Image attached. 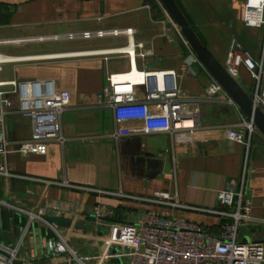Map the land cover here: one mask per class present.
I'll use <instances>...</instances> for the list:
<instances>
[{
    "label": "crops",
    "instance_id": "obj_1",
    "mask_svg": "<svg viewBox=\"0 0 264 264\" xmlns=\"http://www.w3.org/2000/svg\"><path fill=\"white\" fill-rule=\"evenodd\" d=\"M175 1L202 43L224 66L233 38L252 55L260 56L264 30L244 25L245 0ZM126 28L134 29V42L144 43L152 55H136L134 61L128 56L73 55L126 46L125 35L57 38ZM0 53L46 57L2 64L0 81L53 79L59 90L71 94L70 107L61 121L65 141L50 142L45 155L24 156L17 151L18 142L31 138L33 123L15 111V98L6 119L7 137L13 143L8 165L23 177L0 175V231L4 228L0 241L21 245L17 264H53L47 248L52 229L43 221L29 224V216L22 210L53 216L54 207H64L57 217L86 223L84 231L58 227L71 241L75 237L92 239L93 226L104 237L106 224L127 218L132 221L145 211L185 217L218 233L225 219L209 211L225 210L219 191L245 179L252 214L264 220V135L258 131L248 148L215 130L219 125L236 126L247 116L226 100L206 98L214 77L199 60L193 61L196 53L161 0H0ZM133 66L146 72L177 71L182 92L200 99L197 108L202 128L175 140L163 133L115 139L111 135L117 126L114 110L100 104L99 95L108 86L110 75L126 73ZM238 83L245 90L252 84L245 67ZM135 93L143 99L146 91L136 87ZM157 192H169L189 208L172 209L137 199ZM97 206L113 210L114 217L99 225L93 217ZM5 210L17 216L18 232L13 230L12 217L7 229ZM104 248L105 240L99 253Z\"/></svg>",
    "mask_w": 264,
    "mask_h": 264
},
{
    "label": "built area",
    "instance_id": "obj_2",
    "mask_svg": "<svg viewBox=\"0 0 264 264\" xmlns=\"http://www.w3.org/2000/svg\"><path fill=\"white\" fill-rule=\"evenodd\" d=\"M243 22L247 27L264 30V0L244 1ZM120 35L127 36L128 45L73 55L128 56L133 61L136 55L141 58L152 55V51L144 43L134 42L133 28L71 33L57 38L90 39ZM181 36L190 45L182 32ZM39 58L46 57H14L0 53V69L5 63L35 61ZM193 61H198V58ZM243 67L249 72L252 81L246 91L255 107L264 111V39L258 57L246 50L237 38L232 39L225 69L238 81ZM130 75L134 76V80L126 77ZM177 77L178 73L174 70L146 72L135 66L126 73L110 75L108 86L99 95V103L114 110L117 126L111 135L120 140L132 135L163 133L175 140L180 134L202 128L200 110L197 108L200 99L184 94ZM136 87L145 89L143 99L136 96ZM14 98L17 104L15 111L31 119L33 123L31 138L18 142L17 151L24 156L45 155L50 142L65 141L61 121L64 112L70 107L71 94L69 91L59 90L53 79L0 81V175L22 178L23 176L13 173L8 165L13 143L7 137L6 119L13 111ZM206 98L213 101L226 100L228 104L239 108L215 79L207 88ZM214 128L223 138L242 143L248 148L259 131L248 117L243 118L236 126L219 125ZM244 183L245 179H242L240 184H230L219 191L218 198L225 210L209 211L225 219L220 224L218 233L185 217L163 216L145 211L132 221L127 218L125 221L106 224L108 232L104 236L105 248L97 256L81 253L72 245L68 235L62 234L58 226L44 219L43 211L39 214L24 210L21 212L29 216V224L43 221L52 229L54 234L48 238L47 248L53 264H111L118 259L123 264H264V239L252 238L249 242L242 239L245 234L243 227H264V220L257 219L252 214V201L246 195ZM99 192L107 193L101 190ZM137 199L172 209L189 208L179 203L169 192H157L153 197ZM64 210L62 206L54 207L53 216L57 217ZM114 214L107 207L97 206L93 217L102 224L103 220L111 219ZM20 246L0 241V264H15Z\"/></svg>",
    "mask_w": 264,
    "mask_h": 264
},
{
    "label": "water",
    "instance_id": "obj_3",
    "mask_svg": "<svg viewBox=\"0 0 264 264\" xmlns=\"http://www.w3.org/2000/svg\"><path fill=\"white\" fill-rule=\"evenodd\" d=\"M168 12L179 26L181 32L189 42L190 46L197 55L201 64L211 73L214 79L224 88L228 95L238 104L240 109L246 116L253 120L256 127L264 135V111L255 107L253 100L248 92L238 83L225 69V66L216 59L212 52L200 40L194 28L190 25L185 14L182 12L175 0H161ZM7 218V229L10 230V218L14 219L13 230L18 232L17 216L12 214L10 210L4 211ZM44 219L58 227H74L77 230H86L84 221L73 222L72 219L44 215ZM19 228L23 227V223L19 218ZM4 228L0 231V240H4ZM85 236V235H83ZM82 237V236H81ZM12 242L9 243L11 245ZM120 262V260H118ZM17 264V262L15 263Z\"/></svg>",
    "mask_w": 264,
    "mask_h": 264
},
{
    "label": "rangeland",
    "instance_id": "obj_4",
    "mask_svg": "<svg viewBox=\"0 0 264 264\" xmlns=\"http://www.w3.org/2000/svg\"><path fill=\"white\" fill-rule=\"evenodd\" d=\"M99 225H102V224L100 223ZM103 227H106V226L104 225ZM92 229H93V233L92 232L91 233L94 234L93 235L94 237L92 239L86 240L84 238L75 237L72 240V244L78 250H80L82 253L97 256V255H99V247H100L102 241H104L106 239V237L98 235L96 233L94 226L92 227ZM243 230H245V234L242 238L244 242H249L252 238L264 239V227H262V226L243 227ZM101 237H103V238H101ZM118 260H113L111 262V264H123V263H121L122 262L121 260H120V262Z\"/></svg>",
    "mask_w": 264,
    "mask_h": 264
},
{
    "label": "bare ground",
    "instance_id": "obj_5",
    "mask_svg": "<svg viewBox=\"0 0 264 264\" xmlns=\"http://www.w3.org/2000/svg\"><path fill=\"white\" fill-rule=\"evenodd\" d=\"M133 77H134L133 75H130V77H129V78H130L131 80H134V78H133Z\"/></svg>",
    "mask_w": 264,
    "mask_h": 264
}]
</instances>
